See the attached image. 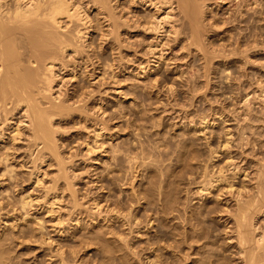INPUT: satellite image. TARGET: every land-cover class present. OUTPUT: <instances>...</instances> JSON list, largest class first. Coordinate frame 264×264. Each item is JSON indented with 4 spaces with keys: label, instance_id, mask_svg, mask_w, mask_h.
<instances>
[{
    "label": "rangeland",
    "instance_id": "rangeland-1",
    "mask_svg": "<svg viewBox=\"0 0 264 264\" xmlns=\"http://www.w3.org/2000/svg\"><path fill=\"white\" fill-rule=\"evenodd\" d=\"M205 1L207 5L204 4ZM196 2L202 6L204 4L200 8V13L204 15L199 20L200 26L204 28H201L202 33L197 37L199 40L196 39V42L194 39L196 44L190 43V26L187 19H183L177 24H188L187 30L184 31L186 25L183 29L186 34L183 33L182 38L176 41L172 37L167 40L165 38L158 43L160 45L157 48L153 46L156 49L152 54L148 48L156 42L151 34L137 36V31L131 35L123 33L120 39L124 40L123 45L111 38L110 43L109 39L104 43L102 29L106 23L97 17L93 20L96 14L91 9L93 24L89 22V25H94L97 30L95 27L88 29L92 30L88 36L89 42L95 43L93 45L97 48L92 47L98 56L107 58L113 65L106 66L107 68L103 65L104 69L100 65L99 71L96 70L92 77L90 73L93 67L88 66L86 70L90 72L86 73L85 67L88 64H79L77 76L72 79L70 71L75 61L68 58L72 62L60 74L62 86H67V91L64 92L66 97H71L74 90L81 86H86L82 87L88 90L85 91L86 94L90 92L91 96V92L92 95L94 93L92 98L85 94L81 98L85 102L91 99L88 102L90 105L87 104L86 107L89 112L84 110V114L74 111L72 116L61 121L63 124L60 122L61 126L64 125L60 126L61 129L64 128L63 131L60 128L57 131L59 135L56 136H62L59 142H62L60 154L65 160L71 161L63 165L67 166V170L64 167V172L70 170L66 173L68 177L65 176L70 179L71 185L66 179L69 189L64 188L67 183L65 177L64 184L60 178V183L57 184V169L60 167L55 161L49 160L44 166H36L41 170L39 173H42L40 176L44 185L35 181L32 171L34 168L22 162L24 160L21 158L25 154L23 150L26 152L28 149L25 150L26 146L21 142H11L8 127L5 129L9 140L5 138L0 141V154L3 152L4 156V152H8L7 148L13 149L9 148L15 157L10 153L11 161L8 163L16 166L15 176L8 180V175H2L5 165L0 164V264H189L190 261L185 256L187 246L183 244L179 248L181 244L177 242L179 231L183 233L188 230L186 220L183 219L182 225L178 224L176 216L179 209L183 213H180L182 217L191 218L190 227L195 237L201 238L196 244L200 247L195 250V253L199 252L195 259L210 254V258L214 257L222 264H237L240 261L236 254V244L229 239L234 235L230 231L234 227L231 210L236 203V191L240 189L250 196L251 193L254 195L257 186L264 184V94L259 95L260 92L264 93V0ZM96 18L98 22L101 21L100 26ZM83 27L81 29L85 31L86 27ZM100 38L102 39L99 40ZM254 38L258 41V46L256 42L253 44ZM110 44L114 48L120 46L119 49L123 50L121 55L120 50L116 48L118 54L115 53ZM193 44L199 45V48ZM102 46H106V49ZM236 46H240L239 50ZM250 46L252 47L249 48ZM161 53L164 56L159 60ZM148 60L152 70L147 68L143 71L142 67L148 64ZM86 96L89 98L86 99ZM103 112L107 113L104 117L110 119L104 120L108 131L102 132L104 138L99 137L98 140L102 139V142L97 145L102 143L103 147L102 150L97 149L95 154L94 151L89 152L85 144L94 143L93 133L103 122ZM81 142L85 144H80ZM117 142L119 148L123 149L121 153L117 156H112L110 152L103 154L104 149L111 148ZM17 143L23 145L19 146ZM82 156H86L85 160ZM36 169V172L39 171ZM29 171L33 173L30 174ZM29 174L33 177L30 178ZM212 174L215 176L209 179ZM211 180L213 185L210 187V195L198 192L202 183ZM229 184L235 186V193L224 188ZM72 185L75 187L71 188ZM49 187H56L54 190L57 192L47 190ZM45 193L47 197L44 198ZM71 193L76 196L73 197ZM20 197L30 202L26 211L20 204ZM261 197L262 202L255 210L257 215H254V223L264 228V197ZM54 199L56 204L52 201ZM52 202L55 206H49ZM209 204L213 212L205 215L206 212L203 214L202 210Z\"/></svg>",
    "mask_w": 264,
    "mask_h": 264
},
{
    "label": "bare ground",
    "instance_id": "bare-ground-1",
    "mask_svg": "<svg viewBox=\"0 0 264 264\" xmlns=\"http://www.w3.org/2000/svg\"><path fill=\"white\" fill-rule=\"evenodd\" d=\"M197 1H199V0H197ZM204 4H206V1ZM204 4L202 6V4H199V2H196V0H126V1L125 0L124 1H122V0H0V141H4V139L6 138V134H8V133H7L5 128L8 127L9 129L7 128V130L11 131V132L8 131L9 132L8 138L11 140V142L12 143H14V142L20 143L21 142L24 144V145L23 144H21V145L26 146L25 150H26V148L28 149L27 154H26L27 151L24 152V150L22 148H20L23 150V153H25L24 155L22 154V156H21L22 160H24L22 162H26V164H28V165L30 164L32 166V167L30 166L31 168H34V170H32V171H34V173L32 171H29V172H30V174L32 172L35 175L34 176L36 179L35 181L38 184L43 183V178H41V176H40V175H42V173H39L41 170H39L37 167L40 165L42 166L44 163L47 164L46 161H49V160L52 162L55 161L56 164L58 165V167H60V169L59 168L57 169L58 172L56 171L58 181L55 179V182H54V183H56V181H57V184H58V182L60 181L59 178L63 180V177L67 176L68 171H70L68 169L67 172H64L67 170L66 169L67 166L66 167L64 166L66 169L65 170L63 165L66 163L69 164L71 161L68 159H66L67 160L66 161L64 159V157H62V154H60L62 152V149L60 150V147L62 148V146L60 145L62 142L60 144H59V142H60V138L62 136L60 138H58L56 136V135H59V133L57 131L59 128H60V130L64 129V128L61 129V127H64V125L61 126V123L63 122L62 120L64 118L69 117L70 115L72 116V113L74 111H76V112L81 111L80 113L84 112V110L86 111L87 104H89L88 102H89V100H91L89 97H87L88 95L90 96V92H89V94H86L85 91H88V90L86 88H85L86 90L83 89L86 86H84V87L81 86V88L80 87L77 88V90H74L73 94L70 92L72 94V96L70 95L71 97H66L67 94H65V93L67 90L65 88L67 86L66 85H65L66 87L62 86V83L60 82L61 81L60 80V74H63L62 72L67 70V68L69 67V64L72 62L71 61L72 59H73V61H75V63L73 62L74 67L70 71L72 74V79L76 78V76H77L76 70H77V67L79 66V64H83V65L88 64L85 67V70L88 66H92L93 70H92V73H90V76H92V77H94L93 75H95L96 70H98L100 68V65H102L103 69L106 66L111 67L113 65V63L110 60H108L107 58L103 59L102 56L97 55L98 53L96 52V50L94 51V49H93V47L95 46V45H93L94 42L93 43L89 42V39H88V36L91 35L90 31H92V30H88V29H91L92 27H95V26L89 25V22L92 23L93 20L95 19V17H97L98 20H103L102 22L106 23V25L104 24V28L103 29L101 28L103 35H102V33H100L102 35V37L103 36L105 37V38L103 37L104 43L107 42V41H105L107 39H109V43H110L111 42L110 38H111V39H114V41L117 40L119 43H121L120 45H123L124 40L123 41L120 40V39H122L121 35L123 33L125 35H129V34L131 35L132 33L137 31V33H136L137 36L141 35V34H144V36L146 34H151L154 37L153 40H155V42H156L155 45L151 44L150 47L148 48V49H150V51H149V52H151L150 54H152L154 52V50L157 48V46L160 45L158 43L165 40V38L167 40L168 38L172 37L173 39H175V41H176V39H178V40L181 39L182 38L181 36L183 35V33H185V32H183V29L185 28V25L187 26L188 24H189L188 26H190L189 38L192 41L190 43L196 44L197 40H199V38H197V37H199V34L202 33V32H200V31H202L201 28H204L203 26H200L201 23H199L201 15H204V14L200 13V12H202V11H200L201 10L200 8L201 7L203 8ZM91 9H94V11H95L94 14H96V16L94 15V17H93L91 15V12H92ZM205 10H207V9H205ZM203 13H204V11H203ZM92 14H93V12H92ZM130 14H132V15L130 16ZM178 16H180V18ZM92 17H93V20H91ZM97 18H96V22H98ZM183 19H187L188 24L186 22H185L186 23L185 25H183V23L180 25L177 24L178 21H184ZM98 23L100 26L101 21H99ZM81 25H82V27L84 25H85V27L88 25L89 26L86 28L83 27V28H85V31H82L83 29H81L82 28ZM95 25H97V24H95ZM202 25H204V24H202ZM188 26L186 27V29H184V31L187 30ZM213 26L216 27L215 25H213ZM105 27H107V28L105 29ZM96 30H97V28H96ZM101 35H100V37H101ZM137 36H135V37H137ZM189 38H187V39H189ZM101 39L102 38H100L99 40H101ZM183 39H185V38H183ZM194 39L195 40L197 39L196 42L194 41ZM172 41H174V40H172ZM252 42L255 45L254 42H256V44H257L258 41L257 40L255 41V38H254V41H252ZM168 43H170V42H168ZM168 43H166V44H168ZM187 43H188V40H187ZM112 44H113V41H112ZM126 44L129 45V42L128 43L126 42ZM195 44H193V45L196 46ZM92 45H93V47H92ZM113 45H116V44H113ZM113 45H111V46L114 48L115 46H113ZM139 45H140V43H139ZM135 46L136 45H134V47ZM153 46H156V48H153ZM247 46H249V45H246V47ZM257 46H258V44H257ZM102 47H104V46H102ZM118 47L120 48V46H118ZM124 47L125 46H123V49H124ZM196 47L199 48V45ZM236 47H238V46H236ZM241 47H243V46H241ZM246 47L245 48L243 47V49L247 50ZM251 47L252 46H250L249 48H251ZM254 47H256V46H254ZM113 48H111V49L113 50ZM116 48H114V51ZM119 48H117V49H119ZM126 48H130V47H126ZM239 48H240V46L238 47V50H239ZM249 48H248V50H249ZM105 49H104V51H105ZM86 50H87V53H84ZM101 50H99V51L101 52ZM117 52L115 51V53H117ZM121 52H123V50L122 51L120 50V55H121ZM141 52L138 55H140ZM136 53H138V52L136 51ZM205 54H207V52H205ZM221 54H219V55H221ZM162 56H164V55L161 53L159 60L162 59L161 58ZM222 56H223V54H222ZM227 56L228 55H226V57ZM237 56H239V55H237ZM234 57H235V55H234ZM68 58L71 60H69ZM76 58H77V61H76ZM122 58L120 57V59H122ZM78 59H79V61H78ZM124 60H126V59H124ZM158 62L159 61H157V63ZM146 63H148V64L146 66L142 67V70L145 71V69H147V68H149L148 69L149 71L152 70V67H150V65H149V60ZM157 63H156V65H157ZM103 65H104V67H103ZM139 66H141V65H139ZM205 66H207V65H205ZM109 69L111 70V68H109ZM117 69H119V68H117ZM87 71L90 72V70L87 69L86 73H87ZM100 77H101V75H100ZM186 78H188V77L186 76ZM95 82H96V80H95ZM63 85H64V82H63ZM114 86H116V85H114ZM101 87L103 88V86H101ZM108 89L111 90L110 88H108ZM96 93L97 92H95V94ZM98 93H99V91H98ZM106 93L107 92H105V94ZM84 94L87 95L86 99L89 98L88 102L87 101L85 102L83 99H81ZM261 94L263 95L264 93L260 92L259 95H261ZM101 95H104V94H101ZM92 96H94V93L92 95V92H91L90 97L92 98ZM88 109H89V107H88ZM96 110H99V109H96ZM86 112H89V110ZM90 112H91V110H90ZM105 113L106 112H103L102 113L103 116L102 115L101 116L104 117ZM84 114H85V112H84ZM105 117L102 120L103 122L106 121L105 119L110 120V119H108V117L107 118H105ZM70 118H72V117H70ZM86 118H88V117H86ZM102 121H100V122H102ZM103 122L98 125L99 127H97V129L93 133L95 135V138L93 137L95 140H92V141H94V143L92 145L90 142H86V144H85V142L82 143L86 139H82L83 141L81 140L82 142L80 144H85V146L89 152H93V151L95 152V151H98L99 149L102 150V147H103L102 143L100 144V146L97 145L99 142H102V139H101V141L98 139H100L101 136L103 135L102 134L103 131H108L105 128V124H107V123L106 122L103 123ZM207 126H209V125H207ZM94 128H96V127H94ZM70 130L71 129H69V131ZM110 131H111V129H110ZM109 135H111V134H109ZM103 136H102V138H104ZM73 137H75V136H73ZM9 139H7V141ZM78 141H79V139H78ZM11 142H10V144H12ZM110 142H112V141H110ZM110 142H108V143H110ZM118 142L114 145H111L112 144L111 143L110 145L112 147L109 149H106V150L104 149L103 154H104V152H107V154H108V152H110V154L112 156H117L119 153H121V151H123V149L121 148L122 149L121 150L119 148ZM103 143L106 145L105 142H103ZM18 145H17V147L19 148V146H21V145H19V146ZM78 146H80V145H78ZM5 147H7V146L5 145ZM223 147H225V145H223ZM226 147H228V143H227ZM9 148H7L9 153L6 150V152H4V156H3V152H1L0 156H2V157L0 158V164L2 163L5 165V168L2 169V170H4V173L3 174L1 173V174L3 176L8 175V177H9L8 180H11L15 176L16 170L14 169V167H16V166H13L11 163L10 164L8 163L11 161L10 160L11 158H9V157L12 154V152H10ZM18 148H14V149L19 150ZM104 148H106V147H104ZM221 148H220V150H221ZM11 150H13V149H11ZM15 150L13 152H15ZM88 151H86V153ZM139 151H140V149H139ZM224 151H226V150H224ZM129 153H130V151H129ZM194 153H196V152H194ZM70 154H73V153H70ZM81 154L83 155L84 153H81ZM95 154H96V152H95ZM12 155H14V157H15V154H12ZM123 155L125 156L126 154H123ZM66 156H65V158H67ZM85 157L83 158V156H82L83 160H85ZM193 157H194V155H193ZM18 158L21 160L20 157H18ZM112 158H111V160H114ZM68 161H70V162L68 163ZM107 161H109V159ZM188 161H189V159H188ZM263 161H262V164H263ZM13 162H14V159H13ZM98 162H99V160H98ZM46 164H44V165H46ZM56 164H55V167L57 166ZM33 165H34V167H33ZM48 165H50V164H48ZM25 166H27V165H25ZM111 166H113V165H111ZM62 167L64 169L63 172L65 173V175L62 172ZM36 168L39 171L36 172L35 171ZM234 168H236V167H234ZM261 168H263V167H261ZM40 169H42V168H40ZM222 170H220V171H221L222 175H224ZM261 170H263V169H261ZM14 171H15V173H14ZM238 171H234V172H238ZM109 173H110V171H109ZM43 174H45V173H43ZM205 174H206V172H205ZM232 174H233V172H232ZM54 176L56 177V175H54ZM214 176H215V174H214ZM214 176H213V174L210 175L209 179H211L210 177L213 178ZM29 177L32 178L33 176L30 175ZM53 179H51V180H53ZM64 179L68 180V178H66V177ZM259 180L261 181V179H259ZM259 180H257V181H259ZM68 181H67V183H65V186H64L65 190L69 189L68 186L70 184V181H69V184H68ZM221 181L222 180H220V182ZM62 182H63L62 184H64V180ZM211 183H212V180L207 181V182L205 181L204 183H202V186L200 187V190H198V192H200L202 194H206V196L208 194L210 195V193H211L210 187H211V185H213ZM57 184H56V186H57ZM233 184H229L227 187H224V188H228L230 193H232L234 188H235V186ZM43 185H44V183H43ZM53 185L55 186V184L52 183V186ZM73 186L74 185H72L71 188H73ZM47 188H48V186H47ZM49 188L50 189H47V190H50V191H51V189H53V190H54V188L56 189V187H53V188L49 187ZM53 190L51 192H53ZM57 190H58V188H57ZM50 191H47V192H50ZM54 191H56V190H54ZM70 192H72V189ZM74 192L75 191L73 190V193ZM134 192H137V191H134ZM134 192H133V194H134ZM46 193L44 194L45 195L44 198L47 197ZM73 193H71V195H73V197H75L76 195H74ZM233 193H235V192H233ZM242 193L243 192L240 189L238 191H236V194H237V196H236L237 198L235 200L236 203H235V205H233L234 208H232V210H231V214H233L232 219H234L232 226H234V227H233V230L231 229V231H230V232H234L233 233L234 235L232 237L230 236L229 239H232V241H234V243L236 244V248H237L236 254H238V258L240 260L239 262L238 261L237 262L239 264H264V228H261L260 226L258 227L254 223V221H256L254 215H257L256 214L257 212L255 210H256V208L259 207V203L262 199L261 196L264 197V184L257 186L254 195H252V193H251L252 196L251 195L249 196L248 194L246 195L244 193H243L244 194L243 195ZM20 199H22L20 201V204H22V208L23 209H25L26 207L28 208L30 202H27V201H29V200H25L24 197H20ZM55 199L57 200V197ZM55 199L52 201L56 204L57 201L55 202ZM31 200H32V198H31ZM217 200H219V199H217ZM130 201H131V199H130ZM53 202L50 203L49 206H51V204H54ZM27 204H28V206H27ZM55 204H54V206H55ZM76 204H77V202L75 201V206H76ZM183 206H184V204H183ZM230 206H231V204H230ZM96 207H98V204ZM224 209H225V207H224ZM25 211H26V209H25ZM51 211H53V210L51 209ZM177 212H178V214L176 213L177 214L176 217L178 218V220H177L179 222L178 224L182 225L183 219H184V221L186 220V222H187V229L188 230L186 232H183L184 234L181 231H179V233L177 234L179 239L177 241V238H176V241L179 244H181V245L178 244L179 248L182 247L183 244H185L187 246V249H188V250L187 249L186 250L188 252L190 251L189 253H187V251L185 253L186 258L188 259V261H190L189 264H222V262H220V260L214 259V257H213V259L210 258L211 257L210 254L208 256L204 255L203 257H200L199 259L198 258L195 259L196 254L199 253V252L195 253V250H196V248L200 247V245H199V247H197V245H198L197 242L201 241L200 240L201 238L199 237L200 238L199 239V238L195 237V235L192 231V228L190 227V225H191L190 219L191 218L189 219L188 217L185 216L186 217V219H185V217H182L181 214H183V213L180 212V209L177 210ZM204 212H206L205 215L207 213L213 212V209L210 206V204L205 205L204 210H202L203 214H204ZM184 215H185V213H184ZM25 217L26 216H24V218ZM199 232H200V229H199ZM181 250H183V249H181ZM200 252H202V251H200ZM199 255H201V254H199ZM212 255H214V254H212ZM181 259L183 260V258H181ZM179 261H180V259H179ZM161 263H163V262H161ZM180 263H181V261H180Z\"/></svg>",
    "mask_w": 264,
    "mask_h": 264
}]
</instances>
